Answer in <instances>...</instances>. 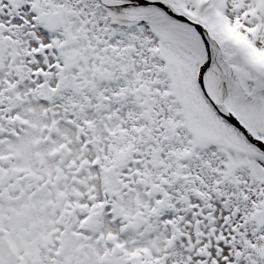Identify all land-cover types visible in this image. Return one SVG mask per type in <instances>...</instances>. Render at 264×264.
I'll list each match as a JSON object with an SVG mask.
<instances>
[{
	"label": "snow or ice",
	"instance_id": "obj_1",
	"mask_svg": "<svg viewBox=\"0 0 264 264\" xmlns=\"http://www.w3.org/2000/svg\"><path fill=\"white\" fill-rule=\"evenodd\" d=\"M0 264H264V0H0Z\"/></svg>",
	"mask_w": 264,
	"mask_h": 264
}]
</instances>
